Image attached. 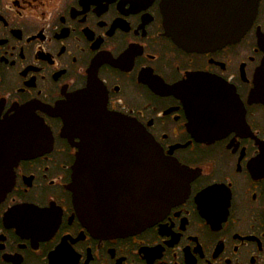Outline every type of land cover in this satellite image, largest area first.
<instances>
[{"label":"flooded vegetation","instance_id":"1","mask_svg":"<svg viewBox=\"0 0 264 264\" xmlns=\"http://www.w3.org/2000/svg\"><path fill=\"white\" fill-rule=\"evenodd\" d=\"M222 13L171 0L176 31ZM47 21L41 0H0V264H264V0L212 49L182 46L163 0H76ZM102 124H135L173 174V205L127 236L74 201L73 176L96 202L142 184L145 160Z\"/></svg>","mask_w":264,"mask_h":264},{"label":"water","instance_id":"2","mask_svg":"<svg viewBox=\"0 0 264 264\" xmlns=\"http://www.w3.org/2000/svg\"><path fill=\"white\" fill-rule=\"evenodd\" d=\"M257 1L224 0L225 13L220 15L222 19L220 30L202 32L174 30L171 20V0H163V5L169 33L174 35L182 46L199 50L212 49L239 39L255 16ZM109 118L118 121L116 118ZM65 127L87 131L96 128L95 124H65ZM100 128L113 131V136L123 132L124 141H121V145L124 146V152L135 155L138 161L145 160L146 170L141 176L142 184L139 188L138 185L134 186L130 183V187L126 186L120 196L110 197L109 193V198L102 197L96 202L90 185L76 186L73 176L74 201L93 227L113 236L131 235L151 225L173 205L177 194L172 186L173 174L162 165L164 162L162 153L149 135L137 136L135 124H102ZM85 145L91 147V140H87Z\"/></svg>","mask_w":264,"mask_h":264},{"label":"clouds","instance_id":"3","mask_svg":"<svg viewBox=\"0 0 264 264\" xmlns=\"http://www.w3.org/2000/svg\"><path fill=\"white\" fill-rule=\"evenodd\" d=\"M42 10L47 12L48 21L54 25L55 30H59L60 16H67L68 9L76 5V0H55V2H47V0H41Z\"/></svg>","mask_w":264,"mask_h":264},{"label":"snow or ice","instance_id":"4","mask_svg":"<svg viewBox=\"0 0 264 264\" xmlns=\"http://www.w3.org/2000/svg\"><path fill=\"white\" fill-rule=\"evenodd\" d=\"M47 2L51 3V2H55V0H47ZM202 195L204 194L202 193Z\"/></svg>","mask_w":264,"mask_h":264}]
</instances>
